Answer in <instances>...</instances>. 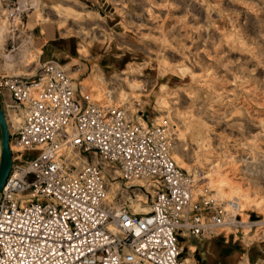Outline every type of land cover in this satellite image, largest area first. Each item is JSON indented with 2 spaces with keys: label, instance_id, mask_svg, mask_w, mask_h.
Here are the masks:
<instances>
[{
  "label": "rangeland",
  "instance_id": "rangeland-1",
  "mask_svg": "<svg viewBox=\"0 0 264 264\" xmlns=\"http://www.w3.org/2000/svg\"><path fill=\"white\" fill-rule=\"evenodd\" d=\"M16 8L11 33L7 11ZM46 62L92 101L165 124L173 160L195 175L193 204L224 208L221 264H264V0H0V76H33ZM7 116L15 127L20 117ZM111 188L116 206L149 211L148 181ZM234 215L245 226L229 223Z\"/></svg>",
  "mask_w": 264,
  "mask_h": 264
},
{
  "label": "built area",
  "instance_id": "built-area-1",
  "mask_svg": "<svg viewBox=\"0 0 264 264\" xmlns=\"http://www.w3.org/2000/svg\"><path fill=\"white\" fill-rule=\"evenodd\" d=\"M7 12L12 33L22 11ZM79 89L53 62L33 76H0L7 127L8 111L21 118L8 128L0 264H183L178 236L211 237L225 223L224 208L212 200L193 204L194 176L173 160L165 124L138 122L125 104L94 102ZM116 179L148 181L149 211L113 204ZM229 223L247 222L234 215Z\"/></svg>",
  "mask_w": 264,
  "mask_h": 264
},
{
  "label": "crops",
  "instance_id": "crops-1",
  "mask_svg": "<svg viewBox=\"0 0 264 264\" xmlns=\"http://www.w3.org/2000/svg\"><path fill=\"white\" fill-rule=\"evenodd\" d=\"M54 59L55 58H52L50 61ZM140 117L143 119L144 115L142 114ZM215 234L209 238H199L187 234H180L179 236L184 237L186 241L178 240L179 246L182 251H187L190 257H193L199 264H221L226 260L228 248L219 243ZM191 249H194L195 252H191ZM261 251L262 250L257 249L251 261H255V257H258ZM248 252L249 249L243 250V255L248 254ZM262 257L264 258V254ZM189 258L187 257L185 259Z\"/></svg>",
  "mask_w": 264,
  "mask_h": 264
},
{
  "label": "water",
  "instance_id": "water-1",
  "mask_svg": "<svg viewBox=\"0 0 264 264\" xmlns=\"http://www.w3.org/2000/svg\"><path fill=\"white\" fill-rule=\"evenodd\" d=\"M12 157L9 149V134L5 116L0 108V193L9 175Z\"/></svg>",
  "mask_w": 264,
  "mask_h": 264
},
{
  "label": "bare ground",
  "instance_id": "bare-ground-1",
  "mask_svg": "<svg viewBox=\"0 0 264 264\" xmlns=\"http://www.w3.org/2000/svg\"><path fill=\"white\" fill-rule=\"evenodd\" d=\"M24 2V1H23ZM23 6V5H22ZM22 9V8H21ZM35 51H36V54H38L39 55V50L38 49H35ZM11 54V53H10ZM4 58H5V62L6 63H13V60H11L10 59V57H9V55H6V54H4ZM10 59V60H9ZM21 119V118H20ZM20 119H17L16 120V123H17V125L15 126V127H17L18 126V124L19 123H21V120ZM7 120H8V116H7ZM141 123H144L145 124V122L143 121V120H139ZM8 128H10V126H14L12 123H10L9 122V120H8ZM14 145H10V147H11V149L13 150L14 149V147H13ZM14 151V150H13ZM194 181H195V175H194ZM112 186V185H111ZM25 199H28V201H29V199H30V197H26ZM231 204V205H230ZM230 204H229V207L230 208H232L234 211H237L238 209H239V206H237V204L235 203V202H230ZM233 204V205H232ZM110 229H112L113 231H115V229L113 228V227H111ZM186 261H188V259H185Z\"/></svg>",
  "mask_w": 264,
  "mask_h": 264
}]
</instances>
